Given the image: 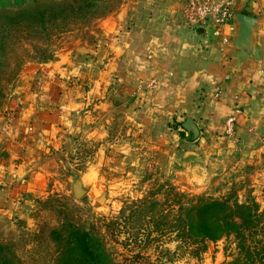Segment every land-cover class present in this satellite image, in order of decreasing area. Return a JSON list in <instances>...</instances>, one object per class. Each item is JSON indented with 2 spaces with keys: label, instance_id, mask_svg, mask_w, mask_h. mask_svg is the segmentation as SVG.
<instances>
[{
  "label": "crops",
  "instance_id": "0c3cea01",
  "mask_svg": "<svg viewBox=\"0 0 264 264\" xmlns=\"http://www.w3.org/2000/svg\"><path fill=\"white\" fill-rule=\"evenodd\" d=\"M233 3L234 13L260 21L254 58L231 48L234 24L222 29L226 46L190 30L184 0H124L87 50L25 66L0 115V213L32 210L49 194L45 159L82 141L97 146V163L80 178L90 198L111 194L103 168L135 165L139 146L155 151L157 176L180 193L248 180L264 205V0ZM186 117L197 140L181 127Z\"/></svg>",
  "mask_w": 264,
  "mask_h": 264
},
{
  "label": "rangeland",
  "instance_id": "374dc122",
  "mask_svg": "<svg viewBox=\"0 0 264 264\" xmlns=\"http://www.w3.org/2000/svg\"><path fill=\"white\" fill-rule=\"evenodd\" d=\"M36 1L52 9L57 6V10L53 13L49 9L42 19L30 22L0 18V115L25 66L87 50L100 23L124 0ZM154 152L138 146L132 159L142 156L135 165L116 161L112 168L104 167L103 180L111 194L105 191L99 198H90L86 185L80 200L74 198L73 184L92 163H97V146L82 141L72 151L50 155L43 163L49 194L23 216L0 213V245L20 264H56L59 244L52 233L64 238L65 229L75 226L98 238L114 264H233L237 249L232 241L195 247L181 243L172 228L163 229L166 233L159 231L161 208L155 204L164 203L172 186L157 176ZM252 192L248 180L218 182L199 197L234 195L244 201L255 199ZM171 222L172 215L168 219Z\"/></svg>",
  "mask_w": 264,
  "mask_h": 264
},
{
  "label": "trees",
  "instance_id": "16d2710c",
  "mask_svg": "<svg viewBox=\"0 0 264 264\" xmlns=\"http://www.w3.org/2000/svg\"><path fill=\"white\" fill-rule=\"evenodd\" d=\"M29 1L0 0L3 9L0 18L30 22L42 19L44 12L53 8L36 0L28 4ZM12 8L19 10L8 12ZM56 10L57 6L51 11ZM58 10L60 12L62 8L58 6ZM168 192L173 200L169 201L167 197L163 204H155L161 208V233H166L163 229L172 228L181 243L195 247L203 245L205 248L207 243L232 241L237 249L233 264H264V208L255 199L239 201L234 195L217 199L189 196L174 187ZM170 215L172 227L168 223ZM52 237L59 244L56 264H114L102 242L88 231L69 226L64 238L58 233H52ZM0 264L20 263L0 245Z\"/></svg>",
  "mask_w": 264,
  "mask_h": 264
},
{
  "label": "built area",
  "instance_id": "2783aa9c",
  "mask_svg": "<svg viewBox=\"0 0 264 264\" xmlns=\"http://www.w3.org/2000/svg\"><path fill=\"white\" fill-rule=\"evenodd\" d=\"M233 0H184L183 16L190 30L209 32L214 38L221 39L222 45H229L227 38H222V29L226 25H233ZM149 82L146 87H153ZM234 109L225 122V135L234 137L237 115Z\"/></svg>",
  "mask_w": 264,
  "mask_h": 264
},
{
  "label": "water",
  "instance_id": "95a60500",
  "mask_svg": "<svg viewBox=\"0 0 264 264\" xmlns=\"http://www.w3.org/2000/svg\"><path fill=\"white\" fill-rule=\"evenodd\" d=\"M233 24L236 28V35L230 42L231 48L241 51L247 57L254 58L255 50L253 46V36L260 26V21L257 18L244 13H234ZM181 127L187 132L192 140H197L199 138V130L191 118L186 117L185 121L181 124ZM84 194L81 182L80 180H77L73 184L74 198L80 200Z\"/></svg>",
  "mask_w": 264,
  "mask_h": 264
}]
</instances>
